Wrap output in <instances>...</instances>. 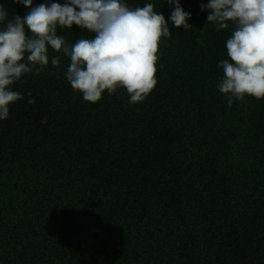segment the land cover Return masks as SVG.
<instances>
[{
    "label": "trees",
    "instance_id": "trees-1",
    "mask_svg": "<svg viewBox=\"0 0 264 264\" xmlns=\"http://www.w3.org/2000/svg\"><path fill=\"white\" fill-rule=\"evenodd\" d=\"M125 2L169 22L157 86L135 105L123 88L86 102L67 58L13 86L24 99L0 120V264H264V98L229 107L216 87L232 26L202 31L208 0H180L187 30L167 0Z\"/></svg>",
    "mask_w": 264,
    "mask_h": 264
},
{
    "label": "clouds",
    "instance_id": "clouds-1",
    "mask_svg": "<svg viewBox=\"0 0 264 264\" xmlns=\"http://www.w3.org/2000/svg\"><path fill=\"white\" fill-rule=\"evenodd\" d=\"M28 11L8 18L0 5V120L9 117L10 106L24 99L13 89L22 77L51 65L68 64L64 76L72 90L86 102L96 103L103 94L126 90L130 104L141 103L157 86V62L161 38H170L169 22L154 4L130 7L125 0H15ZM170 21L175 28L189 29L191 13L180 0ZM208 12L207 24L215 31L229 30L225 41L227 58L218 67L222 75L216 85L227 97L228 106L246 96L264 98V0H208L201 4ZM80 28L92 33L70 42L58 29ZM197 43L203 44L198 39ZM56 55L50 56L49 50ZM26 82V81H25ZM31 92L28 96L31 97ZM34 104V99L28 100ZM46 123V119L43 121Z\"/></svg>",
    "mask_w": 264,
    "mask_h": 264
}]
</instances>
